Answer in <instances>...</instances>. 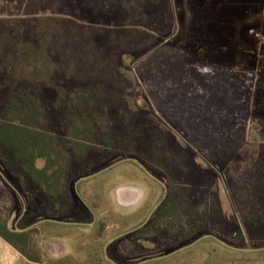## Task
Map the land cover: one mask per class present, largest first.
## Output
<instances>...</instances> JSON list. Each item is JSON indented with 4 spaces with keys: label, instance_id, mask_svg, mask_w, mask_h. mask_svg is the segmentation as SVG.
Returning a JSON list of instances; mask_svg holds the SVG:
<instances>
[{
    "label": "trees",
    "instance_id": "16d2710c",
    "mask_svg": "<svg viewBox=\"0 0 264 264\" xmlns=\"http://www.w3.org/2000/svg\"><path fill=\"white\" fill-rule=\"evenodd\" d=\"M35 2L28 0L19 15L0 17V163L7 180L26 181L45 199H59L66 196L75 169L91 157H133L168 180L167 197L155 216L165 231L176 234L178 224H190L180 235L183 240L205 226L216 227L221 221L217 197L186 203L190 195L202 196L193 181L186 187L187 175L193 178L195 170L151 117L131 111V82L117 65L121 47L142 44L172 27L173 0H84L96 10L117 6L123 16L119 29L39 15ZM133 69L165 116L200 134L202 144L224 142L217 146V159L240 148L251 74L191 64L182 54L165 56L156 49L136 59ZM57 77L73 85L59 86ZM255 88L264 93V73ZM255 209L246 224L259 225V220L262 227L264 207ZM32 223L22 217L10 228L0 210V237L24 264H43L38 228H28ZM263 238L252 241L261 245Z\"/></svg>",
    "mask_w": 264,
    "mask_h": 264
},
{
    "label": "rangeland",
    "instance_id": "374dc122",
    "mask_svg": "<svg viewBox=\"0 0 264 264\" xmlns=\"http://www.w3.org/2000/svg\"><path fill=\"white\" fill-rule=\"evenodd\" d=\"M27 1L0 0V17L21 14ZM34 7L39 15L65 16L103 28L119 29L123 17L117 6L96 10L84 0H36ZM172 9V27L142 44L121 47L117 65L131 82L127 91L131 111L151 117L195 170L193 178L187 175L186 187L193 181L192 188L202 190V196L190 195L186 203L204 204L216 196L221 221L183 240L180 235L190 224H178L176 234L165 231L155 216L167 197L168 180L133 157H91L75 169L66 196L52 200L28 182L14 178L12 183L0 174V210L10 228L22 217L38 228L43 264H107L106 250L117 264H264V244L252 241L264 237V225L259 220V225L246 224L256 207H264V93L255 88L264 73V0H173ZM149 49L165 56L182 54L191 64L226 68L243 77L251 74L246 136L236 152L220 161L216 150L224 142L202 144L200 134L157 108L158 99L147 96L133 69L134 61ZM55 83L73 85L63 77ZM0 171L7 174L1 163ZM44 218L58 221L40 222ZM15 264H24L21 254Z\"/></svg>",
    "mask_w": 264,
    "mask_h": 264
},
{
    "label": "crops",
    "instance_id": "0c3cea01",
    "mask_svg": "<svg viewBox=\"0 0 264 264\" xmlns=\"http://www.w3.org/2000/svg\"><path fill=\"white\" fill-rule=\"evenodd\" d=\"M19 252L0 237V264H15Z\"/></svg>",
    "mask_w": 264,
    "mask_h": 264
},
{
    "label": "flooded vegetation",
    "instance_id": "af4514ba",
    "mask_svg": "<svg viewBox=\"0 0 264 264\" xmlns=\"http://www.w3.org/2000/svg\"><path fill=\"white\" fill-rule=\"evenodd\" d=\"M141 165V164H140ZM113 166V164H111V165H109L108 167H106V168H104V169H101V170H99V171H97V172H95V173H93V174H91V176H94V175H96V174H99V173H101V172H103V171H105V170H108L110 167H112ZM141 167H142V165H141ZM147 173L149 172V171H147L144 167H142ZM150 173V172H149ZM148 173V174H149ZM149 175H151V173L149 174ZM122 197H123V199L124 200H126V199H128L127 197L128 196H126L125 197V194L124 195H122ZM80 198V197H79ZM81 201L84 203V205L88 208V209H90L88 206H87V204L85 203L86 201L83 199V198H81ZM90 211H91V209H90ZM153 213V212H152ZM147 220H148V218L146 219V221L141 225V226H143L146 222H147ZM51 221H58V220H55V219H53V218H44V219H41L40 220V222H42V223H45V222H51ZM61 222V221H60ZM62 224H65V222H62ZM84 224V223H83ZM34 224H32V225H30L28 228H31L32 226H33ZM140 226V227H141ZM118 237H115V238H113V239H111L109 242H108V244L109 243H111L113 240H115V239H117ZM105 256H106V262H107V264H117V262L116 261H114L111 257H110V255H109V253H108V251L106 250L105 251Z\"/></svg>",
    "mask_w": 264,
    "mask_h": 264
},
{
    "label": "water",
    "instance_id": "95a60500",
    "mask_svg": "<svg viewBox=\"0 0 264 264\" xmlns=\"http://www.w3.org/2000/svg\"><path fill=\"white\" fill-rule=\"evenodd\" d=\"M0 174L4 177V179H6L5 176L3 175V173H2L1 171H0ZM6 181H8V180H6ZM181 249H182V248H181Z\"/></svg>",
    "mask_w": 264,
    "mask_h": 264
}]
</instances>
